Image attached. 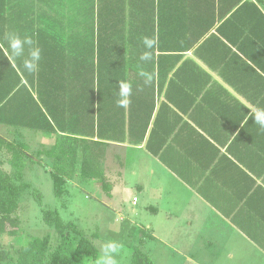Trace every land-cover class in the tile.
Masks as SVG:
<instances>
[{"label":"crops","instance_id":"obj_1","mask_svg":"<svg viewBox=\"0 0 264 264\" xmlns=\"http://www.w3.org/2000/svg\"><path fill=\"white\" fill-rule=\"evenodd\" d=\"M4 10L18 20L1 26L0 45L9 59V34L30 37L35 47L43 40L44 52L38 48L44 60L79 56L87 65L100 55L90 52L99 47L98 37L90 36L89 0H0ZM251 24L238 15L199 36V21L183 20L177 35H165L164 46L155 48L145 38L134 37L126 47L116 37L106 53L112 78L98 76L91 116L88 101L81 100L80 162L88 140L109 194L96 179L85 183L100 190L120 219L163 218L164 243L191 253L192 263L264 264V128L254 119L264 109V35ZM45 25L54 36L38 35ZM145 52L151 57L146 61L140 59ZM122 81L132 85L127 108L117 104ZM36 88L35 81V98ZM87 89L82 82L81 94ZM10 129L0 124V137L20 133L28 144L29 135L46 138L31 150L53 142L49 137L47 145L49 133ZM45 160L36 162L50 172ZM71 183L84 181L76 176ZM107 228L113 230L109 223ZM147 228L157 239V226Z\"/></svg>","mask_w":264,"mask_h":264},{"label":"trees","instance_id":"obj_2","mask_svg":"<svg viewBox=\"0 0 264 264\" xmlns=\"http://www.w3.org/2000/svg\"><path fill=\"white\" fill-rule=\"evenodd\" d=\"M238 15L246 16L252 22V29L264 35V0H89L90 36L98 37L96 46L99 47L90 52L100 55L96 60H87V65L82 64L79 56L71 60H44L43 40H40L37 46L42 48L40 65L30 73L24 68V59H9L0 45V124H6L15 134L18 128L25 127L53 135L49 147L36 150H31L19 137L20 133L12 139L0 137V235L15 237L19 234L21 198L32 187L25 179L28 161L36 162L42 157L51 161L50 176L56 197L69 192L70 182L76 176L84 182L96 179L109 194L110 186L89 152L88 140L84 141L80 162V116L82 97L90 105L89 115L91 110L94 112L98 76L104 74L105 80L112 78V61L106 53L113 51L114 38L124 39L121 45L126 47L134 37L147 38L154 41L152 47L155 48L164 46L160 40H164L165 35H177L176 25L183 20L199 21L198 34L204 36L217 21H233ZM17 21L15 13L9 12L6 17V11H0V32L6 23ZM238 25L243 27L241 23ZM46 28L43 26L38 35L54 36L48 29L45 32ZM5 46L8 45L5 43ZM35 81L38 99L32 91ZM82 82L88 85L83 95ZM89 123V134H92L93 115ZM5 165L10 166L9 170ZM33 195L41 205L44 222L66 234L55 248L48 234L22 245L15 256L0 248V264L5 259L7 264H88L87 260L100 264L96 261L99 251L91 239L95 234L88 236L75 222L65 221L58 210L44 207L38 188L33 189ZM128 264L154 263L148 253L136 248Z\"/></svg>","mask_w":264,"mask_h":264},{"label":"rangeland","instance_id":"obj_3","mask_svg":"<svg viewBox=\"0 0 264 264\" xmlns=\"http://www.w3.org/2000/svg\"><path fill=\"white\" fill-rule=\"evenodd\" d=\"M44 136L49 140L47 145H50V138L53 136L51 134H45ZM28 139L31 149H34V146L42 140L46 142V138L38 135H29ZM46 159L49 161L48 158ZM29 164L33 167V171ZM9 168L10 166L5 165V169L9 170ZM25 179L31 183L32 187L26 190L21 198L19 234L15 237L6 234L0 235V246H3L0 248L9 251L14 256L18 248L33 238L48 234L51 236L52 247L55 248L63 238V234H66V231L53 228L44 222L41 205L33 195V189L38 188L42 194L44 207L58 210L65 221L75 222L88 236L95 234V237H91V239L99 251L96 261L100 264H103L104 246L109 241L119 245L118 251L111 254L116 264L130 263L136 248L148 253L154 264H227L192 263L190 256L193 255L191 253L177 251L173 246L164 243L163 218H157L156 220L151 216L147 219L133 214L131 217L125 215L123 219H120L118 214L111 211L109 201L105 199L100 190L88 186L85 182L79 186L71 183L69 192L66 195L56 197L53 192L50 172L46 170L45 164L28 161ZM126 207L129 209L127 203ZM108 223L113 230L107 228ZM149 224H153L154 227L157 226V239L151 238L147 234ZM143 226L144 230L140 228ZM6 260L2 264H7ZM87 262L93 264L92 260H87Z\"/></svg>","mask_w":264,"mask_h":264},{"label":"clouds","instance_id":"obj_4","mask_svg":"<svg viewBox=\"0 0 264 264\" xmlns=\"http://www.w3.org/2000/svg\"><path fill=\"white\" fill-rule=\"evenodd\" d=\"M8 43L9 48L11 49V54L14 58L24 57L23 65L24 68L28 72H35L38 67V62L41 58L40 49L38 47H34V42L30 37L25 36L21 38L19 35L16 34H9L8 35ZM145 45L148 48L153 46L154 41L145 38L144 40ZM28 48L27 56H25V48ZM151 57L149 53L145 52L141 55V60H149ZM132 95V85L128 82H120L119 83V99L117 104L119 107L127 108L131 103ZM255 121L264 128V109L259 110L255 113L254 116ZM119 245L115 242L109 241L103 249V264H116L115 259L111 254L116 253L118 251Z\"/></svg>","mask_w":264,"mask_h":264},{"label":"built area","instance_id":"obj_5","mask_svg":"<svg viewBox=\"0 0 264 264\" xmlns=\"http://www.w3.org/2000/svg\"><path fill=\"white\" fill-rule=\"evenodd\" d=\"M134 200H136V198Z\"/></svg>","mask_w":264,"mask_h":264}]
</instances>
